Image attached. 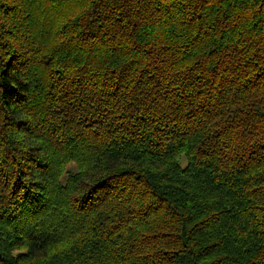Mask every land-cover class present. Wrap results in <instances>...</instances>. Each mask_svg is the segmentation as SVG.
I'll use <instances>...</instances> for the list:
<instances>
[{
  "label": "trees",
  "instance_id": "16d2710c",
  "mask_svg": "<svg viewBox=\"0 0 264 264\" xmlns=\"http://www.w3.org/2000/svg\"><path fill=\"white\" fill-rule=\"evenodd\" d=\"M0 264H264V0H0Z\"/></svg>",
  "mask_w": 264,
  "mask_h": 264
},
{
  "label": "rangeland",
  "instance_id": "374dc122",
  "mask_svg": "<svg viewBox=\"0 0 264 264\" xmlns=\"http://www.w3.org/2000/svg\"><path fill=\"white\" fill-rule=\"evenodd\" d=\"M181 160H182V162H181L182 164H185V163H186L185 158H182ZM73 168H74V167H71V169H73Z\"/></svg>",
  "mask_w": 264,
  "mask_h": 264
}]
</instances>
